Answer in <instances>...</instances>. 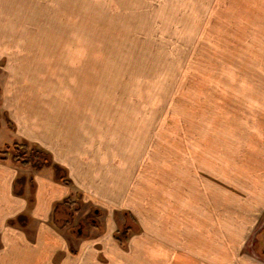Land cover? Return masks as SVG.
<instances>
[{"label":"crops","instance_id":"1","mask_svg":"<svg viewBox=\"0 0 264 264\" xmlns=\"http://www.w3.org/2000/svg\"><path fill=\"white\" fill-rule=\"evenodd\" d=\"M122 1L0 0V64L6 65V78L38 75L37 62L27 56L55 58L59 47L71 48L69 41L58 44L56 28L73 27L75 17L89 28L91 20L122 14ZM159 1L163 11L172 6L165 2H183L174 8L177 15L198 18L200 25L256 28L247 29L252 39H264V0ZM247 31L234 30V40L246 44ZM67 59L40 61L39 69L50 65L61 72L57 65H69ZM14 64L27 72H10L8 65ZM74 74L85 80L84 72ZM260 75L239 80L264 82ZM39 77L33 79L67 80ZM4 103L9 119L0 124V151L15 143L35 145L65 169L71 186L57 178L53 166L0 161V264H264L246 250L252 232L264 224L263 86L229 88V135L221 142L229 147H222L227 158L219 160L212 149L216 136L194 152H187L186 144L176 152H148L146 143L139 157L136 146L144 138L134 127L89 126L80 116L58 119L22 100L8 97ZM73 197L81 204L77 220L91 209L99 218L86 236L75 237L65 222L64 203ZM124 213L139 227L126 249L114 237Z\"/></svg>","mask_w":264,"mask_h":264},{"label":"rangeland","instance_id":"2","mask_svg":"<svg viewBox=\"0 0 264 264\" xmlns=\"http://www.w3.org/2000/svg\"><path fill=\"white\" fill-rule=\"evenodd\" d=\"M165 3L172 4L170 11L164 12L159 0L122 1V14L91 20L89 28L75 17L73 27L56 28L58 44L69 41L71 48L59 47L55 58L53 54L26 57L32 64L37 62L38 75L20 71L14 64L8 65L10 72L26 74L6 78V65L0 64V124L9 119L3 106L9 97L22 100L32 110L39 106L47 114L52 111L58 119L80 116L89 126L117 122L121 130L134 127L139 138H144L136 146L139 157L147 150L176 152L181 144H186L187 152L190 148L194 152L195 147L204 148L206 138L211 141L216 136L215 157L226 159L221 149L229 143L221 142L229 135V88L264 87L261 81L239 80L264 73V39H252L254 34L248 31L256 28L200 25L198 18L177 15L179 9L174 8L183 2ZM131 5L137 8L130 10ZM234 30L247 31L246 44L234 40ZM66 57L71 63L58 64L61 72L50 65L39 69L40 61L57 58L60 62ZM65 69L71 71L67 76ZM76 71L84 72L85 80ZM35 76L67 80H36ZM93 138L96 140L95 134ZM146 143L150 148L145 151ZM227 156L229 159V153ZM224 167L223 162L221 169ZM78 202V197L70 199V210H79ZM121 218L125 224L127 220ZM69 221L65 222L76 237L79 232L88 235L99 218L91 209L80 214L79 220L75 215ZM246 248L251 256L264 260V224L252 232Z\"/></svg>","mask_w":264,"mask_h":264},{"label":"trees","instance_id":"3","mask_svg":"<svg viewBox=\"0 0 264 264\" xmlns=\"http://www.w3.org/2000/svg\"><path fill=\"white\" fill-rule=\"evenodd\" d=\"M9 159H12L16 163H20L22 166H32L35 169H40L46 166H53L56 171L57 178L66 186H71V182L67 179V172L65 171V169L56 165L49 153L38 149L35 145L30 146L27 143H15L12 146H7L3 151H0V161H7ZM64 204L65 206L68 204L67 207L69 208L68 213H66L68 215V218L65 219H70L71 221L75 217V212L78 209L75 208L74 210H70L71 208L69 206V200ZM71 204L73 206L75 205L74 203ZM57 207L60 208L61 206ZM79 210L77 212H79ZM59 212L60 211H58L57 214ZM124 216L127 222L119 226L118 230L115 232L114 237L120 244V246L123 249H126L130 235L132 233L138 232L139 227L135 219L129 213H124Z\"/></svg>","mask_w":264,"mask_h":264}]
</instances>
